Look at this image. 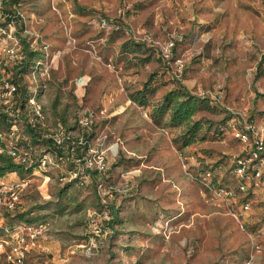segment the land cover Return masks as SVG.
<instances>
[{
	"label": "rangeland",
	"instance_id": "rangeland-1",
	"mask_svg": "<svg viewBox=\"0 0 264 264\" xmlns=\"http://www.w3.org/2000/svg\"><path fill=\"white\" fill-rule=\"evenodd\" d=\"M2 1L9 0H0V27ZM18 11L25 27L18 21L14 35L28 45L21 52L46 45L50 54L49 75L40 73L38 83L30 70L17 76L24 99L36 91L47 126L61 124L76 136L85 111L97 114L91 143L106 151L116 232L93 238L94 181L60 180L67 162L25 176L29 185L13 209L7 190L24 179L9 173L0 178V264H9L16 244L12 229L40 223L48 230L25 264H59L66 252L76 259L69 264H264V167L260 177L235 171L247 153L236 129L245 121L264 126V99L256 96V89L264 93V0H21ZM171 39L166 67L154 43ZM10 41L0 33V59ZM177 59L184 62L178 77ZM20 65L0 67V79L13 78ZM151 77L156 93L141 107L131 95ZM178 84L210 101L195 116L203 121L198 140L185 148L176 142L182 128L157 125L151 116ZM46 245L59 256L48 255Z\"/></svg>",
	"mask_w": 264,
	"mask_h": 264
},
{
	"label": "built area",
	"instance_id": "built-area-1",
	"mask_svg": "<svg viewBox=\"0 0 264 264\" xmlns=\"http://www.w3.org/2000/svg\"><path fill=\"white\" fill-rule=\"evenodd\" d=\"M19 15L20 12H19ZM101 25L106 27L108 25L107 19L101 20ZM15 24L11 23L7 27H0V33L8 34L9 38L14 40L10 41L11 46H6L4 48V57L0 59V67H6L10 62L15 64L22 63L23 54L22 43L18 41L14 35ZM144 41L150 42V39H144ZM152 42V41H151ZM157 45V49L160 50L163 58L167 61L168 65H172L173 50L175 47V40H170L164 45ZM47 55L42 57L41 60L36 62L35 69L31 72L33 80L38 83L40 80V73L42 76L49 75V67L45 65L46 60L49 58L48 46L42 47ZM7 58V59H6ZM177 77L182 74L184 68V62L182 59H177ZM85 85V80L80 79L79 86ZM19 85L16 83L8 82L5 78L0 79V114L5 113L15 120L20 118L22 109L21 105H24L25 110L28 112L29 124L33 128H37V124L42 125V136L46 139H51L55 145L65 152V154L74 155L76 150V139L79 138L78 143L83 144L84 138L76 136V133L71 129L65 128L63 125L58 124L55 128H49L46 123L45 109L44 105L39 101L36 91H34L29 98H25L23 102L19 96ZM221 97H216V100L220 102ZM97 114L94 111H85L84 116L80 120V126L89 132H93V127L96 123ZM10 142L7 147V152L14 157L17 163L26 164L28 167H34L33 173L45 171L48 169H59L61 170L62 165L57 161V159L47 153L38 159H34L32 154L26 149L18 148L12 142V139H17L16 132L19 128L16 124L11 127ZM236 137L246 144L247 153L243 156L238 157L235 160L236 173L243 178H250L249 174L253 173L255 177H260L262 174V168L264 167V126H257L253 123L247 121L241 129H236ZM0 138L4 139V136L0 133ZM100 141V139H99ZM103 144L91 145L89 147V156L80 165V171H68L66 177L62 180H76L79 179L80 175L84 174L86 171H98L100 173H105L108 171L109 167L107 164L106 151L103 148L96 149V146ZM1 152V150H0ZM58 159H63L59 157ZM79 164L81 160H78ZM253 172H252V171ZM82 184H87L89 182V176L84 174ZM81 179V178H80ZM29 185V180L24 179L20 183H15L11 186L7 192L9 197L7 200V207L13 209L17 206L20 200L21 192ZM244 188V186H243ZM98 193L101 197V202L103 207L94 209L90 211V219L92 221V235L94 239L106 237L112 234V230L108 228H103L104 221L110 219V210L108 209V199L113 196V193L103 185H99ZM218 196L226 195L224 190L216 191ZM231 194V193H230ZM248 206L245 207L247 209ZM48 230V225L46 223H40L37 225H26L25 227L19 226L12 229L13 235L16 238V244L11 247V252L8 256L9 264H25V259L27 252L30 247L35 244L38 237L43 236ZM95 246V245H94ZM3 247V243H0V248ZM96 247V246H95Z\"/></svg>",
	"mask_w": 264,
	"mask_h": 264
},
{
	"label": "trees",
	"instance_id": "trees-1",
	"mask_svg": "<svg viewBox=\"0 0 264 264\" xmlns=\"http://www.w3.org/2000/svg\"><path fill=\"white\" fill-rule=\"evenodd\" d=\"M5 2V12H3V14H5L6 21L2 25L4 27H7L9 24L13 23L16 26V24L19 23L18 21H20L19 25L21 27H25V23L22 22V19H20L18 11L20 8L21 0H9L8 2L2 1V4ZM21 43L22 45L26 46V48L28 47V45L25 44L24 41H21ZM137 46L140 48V46L142 45L138 44ZM41 47H43V45H41ZM125 47V51L134 50L132 47H130V45H126ZM44 52L45 51L40 52L37 50L33 51L31 49H25V51H23L22 53L24 57L23 61L18 67V70H20V72L18 73L17 71L13 78H5L8 82L16 83L19 85V96L21 97L20 102L25 101L24 97L26 90L23 89L18 81H16L17 76L23 75V73L28 70L32 72L35 69L34 67L36 65V62L42 59L41 55ZM159 53V58L162 61L163 65L167 64L166 67H168L169 65L163 58L160 50ZM258 66H260V63L258 64ZM151 79L152 77L149 81L146 82L143 89L131 95V99L141 107L150 106L151 97L156 93V88L151 85ZM256 94L257 97H261L264 99V93L259 92L257 89ZM209 103L210 101L208 98H203L199 95H195L191 93L187 88L181 86V84H178L175 89L167 92L161 98L160 102H158L156 105H153L151 116L153 122L157 125L161 124L164 121V125L166 126L182 128L183 132L176 142L181 143V147L185 148L198 140V134L203 129V121L195 120V116L204 108H208ZM20 108L22 109V113L20 118H18L17 120H15L13 117H10L8 114H0V133L2 134V136H4V139L0 138V178L9 173H16L24 179L25 176H30L34 171V167H28L26 164L17 163L14 157L7 152V147L9 146V142L11 141L9 139L11 137V127L14 124H16L19 128L18 132H16L18 138L12 139V142L15 146L29 151L34 159H38L47 153H51V155H53L60 164H63V162L68 163V171L81 172L80 165L89 156V147L92 145L91 140L94 132H89L83 129L84 131L82 130L81 136L84 138V143L79 144V138H77L76 150L74 155H67L63 150H60L51 139H46L42 136L43 129L41 124L38 123L36 126L37 128H33L28 122L29 115L25 110L24 105H21ZM22 135H28V138L22 141ZM38 149H42L40 153H38ZM59 157H62L63 159H58ZM78 160H81L80 164L79 162H77ZM49 170L52 171L53 169L47 168L44 172H48ZM84 174L89 176L90 184L94 181V188L98 197V207L96 209L100 210L103 205L101 202V197L98 193L99 185H103V187L109 189L111 193H113V195H115L117 191L111 185H109L110 182L108 175H106L107 172L100 173L98 171H86ZM84 174L80 175L79 179L72 181L66 180L65 183L69 185L78 184L81 186H87L89 182L87 184H82L83 177L81 176H84ZM66 176L67 174L64 173L63 177L60 178V180H62ZM99 178L100 180H98ZM63 190L60 193H62ZM108 209L110 210V219L104 221L105 226H103V228L112 230V234H114L116 232L114 223L117 217V208L115 207V205L113 206L112 204H110L108 205ZM27 214L28 213H23L21 215H18V217L20 219H24L25 215ZM27 221L29 223L32 222L31 220Z\"/></svg>",
	"mask_w": 264,
	"mask_h": 264
},
{
	"label": "crops",
	"instance_id": "crops-1",
	"mask_svg": "<svg viewBox=\"0 0 264 264\" xmlns=\"http://www.w3.org/2000/svg\"><path fill=\"white\" fill-rule=\"evenodd\" d=\"M116 190V189H115ZM50 243V242H48ZM53 247V248H52ZM46 250L48 251V255L49 254H52V252H56L57 254H55V256H59L58 255V249L54 246V245H46ZM73 253V251H72ZM69 253H64L62 256H61V259L59 260V264H69V263H74L75 262V258H71L68 256Z\"/></svg>",
	"mask_w": 264,
	"mask_h": 264
}]
</instances>
